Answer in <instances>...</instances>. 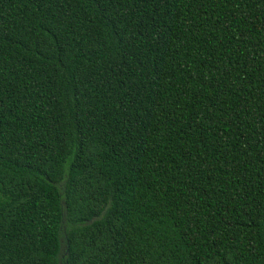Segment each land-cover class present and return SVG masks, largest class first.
I'll use <instances>...</instances> for the list:
<instances>
[{"label":"trees","instance_id":"1","mask_svg":"<svg viewBox=\"0 0 264 264\" xmlns=\"http://www.w3.org/2000/svg\"><path fill=\"white\" fill-rule=\"evenodd\" d=\"M0 264H264V0H0Z\"/></svg>","mask_w":264,"mask_h":264}]
</instances>
